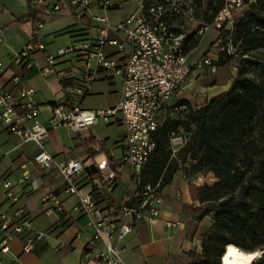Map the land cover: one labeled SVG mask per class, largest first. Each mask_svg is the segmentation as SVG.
Masks as SVG:
<instances>
[{"label":"built area","instance_id":"1","mask_svg":"<svg viewBox=\"0 0 264 264\" xmlns=\"http://www.w3.org/2000/svg\"><path fill=\"white\" fill-rule=\"evenodd\" d=\"M126 1L134 4V10L116 25H111L106 12L118 7L112 0H29L36 21L30 41L13 55V65L26 69L32 67L33 52L44 50L38 42L39 32L52 16L67 12L76 23L82 24L85 31L93 30L95 33L93 38L57 50L55 57L45 58L46 65L40 75L47 77L53 73L64 96L62 103L51 108L47 128L38 121V105L33 90L22 87L18 77L13 76L10 80L17 88V94L0 88V127L18 138L20 144L31 143L37 149L32 163L23 167L21 181H28L27 169L35 165L40 169L55 167L64 183V195H75L83 179L88 184L90 192L79 199L75 210L87 217L88 225L94 230L83 250V257L91 256L93 264H124L121 243L135 223L153 224L163 204L158 185L140 188L135 195L126 196L116 208H100L97 201L112 194L116 175L122 167L130 170L136 188L139 186L140 172L156 147V131L165 120L185 110L176 102L189 88V77L203 70L210 74L216 72L217 60L210 57L211 52L188 62L186 48L191 37L182 31L177 33L172 24L183 16L193 20L192 10L186 3L179 5V0ZM252 2L254 0H224L212 24L203 25L198 31L203 35L209 29L213 30L210 49L217 56L221 53L234 55L231 33L234 18L242 15ZM96 80L119 84L120 100L116 106L91 111L81 108V97ZM203 94L198 93L199 96ZM99 122L121 125L125 129L124 151L119 157V166L110 167L99 147L94 149L96 156L84 162L68 159L57 164L44 151L43 142L49 130L63 127L81 134ZM175 138L177 135L171 134V141ZM85 171L92 174L81 176ZM0 188L13 205L9 213L0 209V254H9L11 236L20 241L22 253H30L44 234L35 231L30 217L15 206L18 199L11 194L9 184L0 181ZM41 201L50 203L55 212L61 213L54 195L47 194ZM17 261L13 256L10 264Z\"/></svg>","mask_w":264,"mask_h":264},{"label":"crops","instance_id":"2","mask_svg":"<svg viewBox=\"0 0 264 264\" xmlns=\"http://www.w3.org/2000/svg\"><path fill=\"white\" fill-rule=\"evenodd\" d=\"M112 1L118 7L107 13L111 22L128 16L134 10L131 1ZM127 4L131 6L128 7ZM122 11H125L123 16L120 14ZM28 12V0H0V88L17 94V88L10 80L13 76L18 77L22 87L33 90L34 100L38 105V121L41 126L47 128L51 108L64 101L60 83L55 75H40L46 65L45 58L51 56L46 51L48 37L54 34H68L71 39L68 44L70 46L74 42L93 38L95 33L85 31L82 24L76 23L67 12L52 16L44 23L38 35V42L43 45L44 50L33 52L31 68L17 67L12 64V56L19 53L30 41L33 30V26L26 19ZM96 13L101 14L98 11ZM188 62L192 63L189 57ZM106 82L96 80L89 85L80 99L83 110L107 109L117 105L120 100V86L118 85V90L108 89ZM231 82L232 79L223 90L214 94L212 91L217 87L213 86L210 89L212 93L203 96L197 106L203 104L205 99H211L226 91ZM107 83L111 88L116 86V83ZM97 125L89 127L81 134L63 127L49 130L43 142V149L57 164L68 159L84 162L95 157L94 149L99 147L110 167L119 166V157L124 151V127L114 125L109 129V136L103 138L98 135ZM36 151L34 144H20L18 138L0 127V181L9 184L11 194L18 199L15 206L30 217L33 229L44 234L30 253H22L20 241L11 236L9 254H0V261L10 264L11 258L15 256L18 259L16 264H93L91 256L86 259L83 257V250L92 238L94 230L88 225L87 217L81 211L75 210L79 199L90 192L88 184L83 179L75 195H64V183L55 167L40 169L35 165L28 167L29 179L22 182L23 167L32 163ZM97 159L100 160L101 157ZM124 170L129 172L130 178L126 187L120 182ZM91 174L92 172L85 171L81 176ZM213 183L208 175L204 180L198 177L188 181L182 171H177L170 183L160 190L163 204L156 221L153 224L144 221L135 223L131 233L121 243L124 264H190L192 254L200 255V240L195 238L190 241L186 238L185 223L192 216V210L199 206L197 201L192 200L190 185ZM136 192L130 170L122 167L116 175L114 191L97 201V205L100 208H116L126 196L135 195ZM47 194L57 197L61 213L55 212L50 203L41 201ZM12 208V202L6 199L4 190L0 188V209L9 213Z\"/></svg>","mask_w":264,"mask_h":264},{"label":"trees","instance_id":"3","mask_svg":"<svg viewBox=\"0 0 264 264\" xmlns=\"http://www.w3.org/2000/svg\"><path fill=\"white\" fill-rule=\"evenodd\" d=\"M190 4L203 26L212 24L224 0ZM28 8L26 19L34 26L29 0ZM231 33L234 55L221 53L215 62L239 61L229 88L199 106L176 102L185 110L156 131L155 150L137 187L158 185L161 190L177 171L188 181L214 178L212 185H190L199 206L185 223L186 238H198L201 251L192 254L190 264H219L229 245L246 253L264 252V0H254L235 17ZM187 43V53L198 46L192 38ZM171 134L181 138L180 146L172 148ZM253 264H264V254Z\"/></svg>","mask_w":264,"mask_h":264},{"label":"rangeland","instance_id":"4","mask_svg":"<svg viewBox=\"0 0 264 264\" xmlns=\"http://www.w3.org/2000/svg\"><path fill=\"white\" fill-rule=\"evenodd\" d=\"M183 3H186V5L189 8H191L193 20L189 21L187 17L183 16L173 21L172 24L175 28L179 29L182 32L189 34L193 40H196L198 42V46L194 50L188 52L189 54L188 57L193 62V61L200 59L206 53L211 52L210 57L212 59L218 60L219 55L217 56L216 52L210 49L213 38H214L213 30L209 29L203 35H199L198 31L202 27V24L199 20L200 14H198L197 9H195L194 7H191L190 0H179L178 2L179 5H183ZM127 6L129 7L131 5L127 4ZM109 12L110 11L106 12V18L108 22L111 25H116L121 19H118L115 22H111L107 17V13ZM120 14L123 16L125 14V11H122ZM60 24H63V23H60ZM50 25L53 26L52 24ZM93 32H94L93 30H91V32L89 31V33L91 34ZM48 39L49 40L46 41L47 43L46 51L48 52V54H50L53 57H55L57 50L65 49L68 46V44H70L71 42V39L68 34H54V35H50ZM221 57L223 60H225V57L223 55ZM62 60H67V58H63ZM238 63L239 61L234 58L231 61L226 62L225 64L216 66L215 74H210L207 70H203L202 72H199V73H193L188 79V83L190 84L189 88L182 92L177 102L185 100L188 103H190L192 106H196L198 103H200L203 96L210 95L212 92L214 94L215 92H219L223 90V88L226 87L229 84V81L234 77L237 67H238ZM64 66H66V64ZM118 85L119 84L116 83V86H113L111 88L108 86V83L106 82V87L108 89L118 90V87H119ZM213 86H216L217 88L211 92L210 89H212ZM199 92H203L205 94L199 96L198 95ZM111 127H114V125L106 127L103 125L102 122H99L96 128L99 137L105 138L109 136L108 133ZM174 155H175V150L174 152L172 150V157ZM206 176H198V177L204 180ZM208 176H210V178L215 182L214 178L211 175H208ZM207 181H210V180L207 179ZM120 182L123 187H126L129 184L130 178H129L128 171L126 170L123 171V175H122Z\"/></svg>","mask_w":264,"mask_h":264},{"label":"bare ground","instance_id":"5","mask_svg":"<svg viewBox=\"0 0 264 264\" xmlns=\"http://www.w3.org/2000/svg\"><path fill=\"white\" fill-rule=\"evenodd\" d=\"M259 257V251L246 253L229 245L220 257V264H253Z\"/></svg>","mask_w":264,"mask_h":264},{"label":"water","instance_id":"6","mask_svg":"<svg viewBox=\"0 0 264 264\" xmlns=\"http://www.w3.org/2000/svg\"><path fill=\"white\" fill-rule=\"evenodd\" d=\"M181 143H182V141H181V138H175V139H172V141H171V145L173 146V147H178V146H180L181 145ZM262 254H264V252H260V256L262 255ZM260 258V257H259ZM219 264H220V260H219Z\"/></svg>","mask_w":264,"mask_h":264}]
</instances>
